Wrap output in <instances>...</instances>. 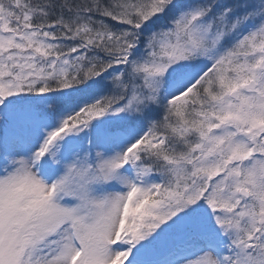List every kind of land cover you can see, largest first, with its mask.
<instances>
[{"label": "snow or ice", "instance_id": "snow-or-ice-1", "mask_svg": "<svg viewBox=\"0 0 264 264\" xmlns=\"http://www.w3.org/2000/svg\"><path fill=\"white\" fill-rule=\"evenodd\" d=\"M0 264H264V0H0Z\"/></svg>", "mask_w": 264, "mask_h": 264}]
</instances>
